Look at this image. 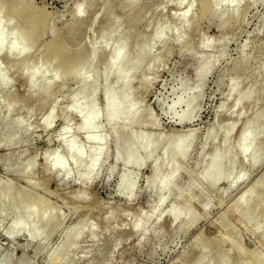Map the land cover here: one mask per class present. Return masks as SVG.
<instances>
[{
  "label": "rangeland",
  "instance_id": "1",
  "mask_svg": "<svg viewBox=\"0 0 264 264\" xmlns=\"http://www.w3.org/2000/svg\"><path fill=\"white\" fill-rule=\"evenodd\" d=\"M33 1L36 5L44 7L43 9L52 15L54 14V25L59 31L69 21L73 20L71 23L74 27L80 21L84 27L81 37L83 43L97 34L103 21L99 0L94 1L93 6L84 7L78 17H75L72 11L82 0ZM110 1L115 6V14L122 15L123 11L119 7L120 0ZM139 2L150 10L151 15L155 17L158 14L166 16L170 24H173V16L181 11V6L180 8L177 7L172 1L139 0ZM248 4H250L249 0H242L237 6L242 8L241 12L225 29L218 28L216 18L204 17L195 24L191 23L186 29V35H184L190 41V44L187 45L188 49L180 44L181 48L178 41H170L168 44L169 51L164 53L163 58L158 59L152 69H144L139 72L131 81L132 87H136L134 90L138 87V91H135L138 97L137 105L143 110L141 122L132 127L131 143L142 131H147L146 133L151 131L149 134L152 135L160 132L166 136L178 132L184 127L196 129L194 141L185 160L183 170L176 178V187L184 185L189 174L191 175L194 171L196 173L199 168L197 162L201 157V141L207 128H218L223 122L231 118L230 113H228L231 99L226 96L227 86L225 83L229 80L234 67L243 68L242 74L244 76L253 75L257 79L260 91L256 107L264 104V65L260 67L262 60L264 61V0H256L252 5ZM230 8L235 9L232 4ZM197 9V5L194 4L190 13H196ZM93 17L95 20L91 23ZM0 22L6 29L3 43L11 42L17 32L10 33L8 31L7 19L1 10ZM147 22L146 19L140 21L137 24L138 29H147ZM44 35L42 41L49 39V33ZM208 39L209 41L212 39L211 45L210 48H205L201 42L208 41ZM191 44L192 47H190ZM242 45L244 46L242 47ZM156 49L159 50L160 46H157ZM220 50H223L224 54L218 57ZM203 55L213 60L215 64L210 71H207L204 83L199 89L197 86L199 77L195 76L194 69L197 65L201 66L205 63L204 59H200ZM10 62L12 61L3 56L0 58V63L4 67L2 74L4 77H9L7 85L0 87V264H183L194 255V252L189 251V248L195 233L198 230L213 231L216 229L215 221L220 212L264 171L263 156L261 161L251 169L249 175L225 192L221 196V200L216 191L211 190V193L208 194V188L202 185V190L209 199V204L200 210L201 207L198 204L202 198L200 197L195 201L193 209L194 212L198 210L195 213L199 219L185 229L179 225L184 221L183 217L171 221L162 212L175 198V191H172L163 201V204L157 208L159 211L154 212L151 220L149 219L147 223L139 220L142 227L136 231L131 227L132 221L137 216L150 213L151 203L156 198L154 190L145 187V179L151 174L150 158L145 160L142 165L126 164L125 151L128 143L125 139H121L117 146L120 156L119 159H116L113 154V150L115 151L114 137L110 129L105 126L96 128L90 133L92 135L97 133L104 135L105 133L108 147L107 156L102 157L96 171L89 178L79 176L78 171L82 166L81 158L65 149L61 144L63 135L64 139H71V135H73V139L76 136L74 139L76 143L83 141L80 144L84 148L89 147V143L83 139V133L76 129L79 117L74 113L69 115L68 131L64 132L62 129L64 121L60 114L62 110L67 109V105L70 103L67 94L75 86V83L70 80L57 92V108L55 107L54 112L45 119V126H43L41 113L44 109L35 102V95L26 98L25 78L20 71L9 65ZM221 74L225 78H223V83L219 84ZM141 78L147 80L144 81L143 85L140 83ZM116 85V83L113 84V86ZM102 91L99 89L96 96V106L99 108L102 106ZM13 96L21 98L23 104H21V108L12 109L10 107L7 110L6 106ZM63 96L64 98H60ZM220 101L224 103L221 109H219ZM31 103H35L33 105L34 111L27 113L26 105H31ZM150 120H153L154 124L148 123ZM98 121L103 122L102 115L99 116ZM211 146V143H207L204 153H207ZM240 148L245 149L246 156L250 154L252 147L248 146L247 137L242 139ZM52 151H56L62 165L52 164L53 157H55L52 154H50L52 157L50 155L48 158L46 157V154ZM65 170L69 171L67 177H64ZM126 170L134 178V186L130 194L123 192L117 185L119 175ZM6 182H11L13 185L19 186L20 189H25L36 182L44 183L48 192L39 188L37 194L48 199L47 204L54 206L53 209H55L51 215L48 214L47 216L46 214L39 221L34 222L33 214L41 208H36L32 201L25 208L17 204L19 192L16 190L12 191L13 189H11L4 195L3 188ZM216 188L225 189V181L220 180ZM214 194L217 197L214 198ZM200 211L203 213L202 215ZM55 214L61 216L60 224L45 240H39L36 236L40 231L42 222L49 216L57 217ZM81 220L89 221V225L93 223L95 225L93 224L92 231H88L87 228L83 230L76 245L70 251L69 261L61 262L59 257L52 252L65 240V234L63 235L65 230L76 221ZM238 224H240L237 225L238 228H241H239L240 230L244 229V237H249L250 234L248 235V233L250 232L248 231L250 229L246 228L245 230L241 223ZM251 231V235L253 234L251 238L249 237L251 240L247 237L244 239L243 234L241 236L244 243L248 244L246 246L243 243L245 247L251 248L253 244H258L259 249H264V243L259 244L261 241L256 235L258 233ZM255 239L260 242H256ZM263 249L261 250L264 252Z\"/></svg>",
  "mask_w": 264,
  "mask_h": 264
},
{
  "label": "bare ground",
  "instance_id": "2",
  "mask_svg": "<svg viewBox=\"0 0 264 264\" xmlns=\"http://www.w3.org/2000/svg\"><path fill=\"white\" fill-rule=\"evenodd\" d=\"M0 1H2L0 10L5 13L8 31L10 33L17 32L11 42L4 44L3 36L6 29L0 22V58L3 56L12 61L9 65L20 71L25 78L26 98L35 95V102L44 109L41 113L43 126H45V119L54 112L56 104H58L57 92L65 86L66 82L71 80L75 83V86L67 94L70 103L67 105V109L62 110L60 114L64 121L62 129L64 132L68 131L67 121L69 115L74 113L79 117L76 129L83 133V139L89 143V147L84 148L80 144L83 141L76 143L74 140L76 136L73 139V135H71V139H64L63 135L61 144L65 149L81 158L82 166L78 171L79 176L89 178L96 171L102 157L106 155L108 147L105 133L104 135L101 133L92 135L90 133L96 128L105 126L110 129L114 137L115 151L113 150V154L116 159H119L120 156L117 146L121 139H125L128 143L125 151L126 164L142 165L145 160L150 158L151 174L145 179V187L153 189L156 198L151 203L150 213L137 216L132 221L131 227L136 231L142 227L139 220L147 223L172 191H175V198L162 212L171 221L183 217L184 221L179 224L182 229L190 227L199 219L195 213L198 212L196 207L199 206L195 207L197 211L194 212L193 209L195 201L200 197L202 198L198 204L201 207L200 210L209 204V199L203 192L202 185L208 188L209 191L204 188L208 194L211 193V190L216 191L221 200V196L225 192L245 179L251 169L261 161L264 156V104L256 107L259 100V82L253 75L244 76L242 74L243 68L239 66L232 69L229 80H226L225 83L227 86L226 96L231 99L230 111L228 112L231 118L215 128L217 130L213 127L207 128L203 138L201 136V157L197 162L199 168L196 173L194 171L191 175L189 174L184 185L176 187V178L183 170L185 160L189 155L196 133L195 128L184 127L178 132L167 134L168 136H164L160 132L152 135L149 134L151 131L149 133L142 131L134 138L133 143L130 142L133 135L132 127L141 122L143 115V110L137 105L138 97L135 91L138 87L134 90L136 87L133 88L131 85L133 78L144 69H152L155 62L162 59L164 53L169 51L168 44L170 41H178L179 46L181 44L182 47H187L190 41L184 35H186V29L191 23L195 24L201 18L210 17L217 19L219 29L230 26L231 21L238 17L242 10V8L237 7L242 0H165V2H174L179 8L181 6V11L178 13L176 11L173 16V24H170L164 15L158 14L156 17L151 15L150 10L139 0H120L119 7L123 11L120 16L115 14V6L110 0H99L103 21L97 34L87 41L85 40L86 43L81 40L84 27L80 21L75 27L71 23L73 20L69 21L59 31L54 25V14L44 10V7L36 5L33 0ZM94 1L96 0L78 2L72 11L74 16L78 17L84 7L93 6ZM255 2L256 0H249L251 5ZM194 4L197 5V12L190 13ZM231 4L235 9L230 8ZM148 14L149 17L147 18ZM143 19L148 21L147 29L140 30L137 24ZM94 20L95 17L90 22L93 23ZM45 33H49L50 37L42 41ZM209 39L202 41L201 45L205 48L209 47L212 40L209 41ZM157 46H160L159 50L156 49ZM192 46L191 44L190 47ZM223 54L224 51L220 50L218 57ZM189 56L191 55L189 54ZM200 59H204L205 63L201 66L197 65L194 69L195 76L199 77V83H197L199 89L204 83L207 71H210L215 64L207 56L203 55ZM263 65L264 61L262 60L260 67ZM3 70L4 67L0 63V87L6 86L9 78L3 76ZM223 78L225 77L221 74L219 84L223 83ZM144 81L145 78H141L140 83L143 85ZM114 83L117 85L113 86ZM99 89L103 90L100 108L96 106V96ZM60 98H64V96ZM22 102L21 98L13 96L6 108L7 110L10 107L12 109L21 108ZM34 104L26 105L27 113H32ZM223 104V102L219 104V109L223 108ZM100 115L103 116V122L98 121ZM148 123L154 124V121L150 120ZM238 125L240 126L235 132ZM10 127L13 128L14 126ZM127 128L128 130H126ZM246 137L248 146L252 147L248 156L245 155V149L240 148L242 139ZM207 143H211L212 146L208 152L206 151L207 153H204ZM50 154L55 156L52 161L53 165H62L56 151L46 154V157L48 158ZM68 174L69 171L65 170L64 177H67ZM220 180L225 181V189L216 188ZM252 181L220 212L215 221L216 229L213 231L198 230L195 233L189 248V251H193L194 255L189 260H184L183 264H264V252L261 250L263 248L259 249L255 241L252 242L257 245L253 244V247L246 248L244 239L247 236L244 237V229L240 230L241 228L237 227L240 225L238 223H241L245 230L246 228L250 229L248 231L250 238L253 235H251V230L254 233L257 232L256 235L261 241L259 244L264 243V171ZM117 185L127 194L132 192L134 178L129 171L121 172ZM39 188L48 192L44 183L36 182L25 189H20L19 186L6 182L3 194L6 195L11 189L18 191L19 196L16 203L24 208L31 201L34 202L36 208H41L33 214V220L37 222L44 215H51L55 209H53L54 206L47 204L48 199L37 194ZM200 214L203 213L200 211ZM55 216L57 215L55 214ZM61 219V216L54 217V215L45 218L36 237L41 241L45 240L60 224ZM88 223L89 221L84 220L76 221L65 230L63 233L65 240L52 252L59 257L61 262L69 261L70 251L76 245L83 230L87 228L88 231H92L94 223L91 225ZM245 234L247 235V233ZM250 238L249 240H251Z\"/></svg>",
  "mask_w": 264,
  "mask_h": 264
}]
</instances>
